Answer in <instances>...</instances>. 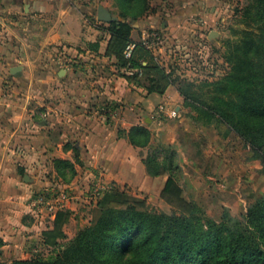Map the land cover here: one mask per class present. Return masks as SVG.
<instances>
[{
	"label": "crops",
	"instance_id": "1",
	"mask_svg": "<svg viewBox=\"0 0 264 264\" xmlns=\"http://www.w3.org/2000/svg\"><path fill=\"white\" fill-rule=\"evenodd\" d=\"M192 1H151L149 14L130 32L131 42H141L154 27L166 37L174 34L184 12L180 7ZM113 19L124 22L111 0H0V263L40 257L42 250L52 249L43 236L52 230V221L41 222L30 213L32 192L68 189L67 219L61 227L66 241L88 225L91 215L82 218L77 207H83L80 201L96 181L134 196L157 185L160 194L167 176L147 175L143 150L122 134L131 127L146 128L150 146L175 150L188 194L205 192V181L213 179L204 178L208 170L221 179L214 178L221 188L211 180L209 187L224 190L227 181L234 182L233 174L243 177L251 167L242 152L236 160L238 146L228 143L230 138L242 143L233 133L199 130L202 125L187 118L177 120L182 99L176 87L147 95L119 75L123 70L116 69L115 59L104 55L108 34L100 29ZM93 42H98L96 52L87 48ZM165 50L155 56L167 67L171 60ZM13 67L19 68L15 74L10 73ZM174 74L178 76L176 69ZM68 146L77 149V164ZM54 159L74 164L70 184H58ZM252 167L260 174L256 161ZM182 196L188 200L185 191Z\"/></svg>",
	"mask_w": 264,
	"mask_h": 264
},
{
	"label": "trees",
	"instance_id": "2",
	"mask_svg": "<svg viewBox=\"0 0 264 264\" xmlns=\"http://www.w3.org/2000/svg\"><path fill=\"white\" fill-rule=\"evenodd\" d=\"M247 1L243 16L253 30L243 31L228 44L224 55L228 71L213 82L180 79L170 66L167 72L141 42L135 43L129 58L123 56L132 43L134 24L151 10L149 0H111L116 16L124 22L115 19L100 29L108 34L104 55L115 59L117 70L130 72L119 73L121 77L147 95H162L168 87H176L191 122L215 121L225 127L252 153L247 159L259 161V173L264 174V0ZM87 48L96 52L98 42L88 43ZM122 134L131 146L147 149L142 159L147 175L167 176L160 198L171 212L152 211L141 198L111 188L96 201L88 225L54 258L9 264H264V193L248 203L243 215L232 216L224 208L215 221L197 203L183 198L182 171L171 146L159 145L161 155H157L149 150L151 134L146 128L131 127ZM70 147L77 164L78 151ZM53 171L60 185L70 184L76 174L74 164L61 159L53 160ZM66 213H57L52 230L43 234L47 246H58L49 236L59 232V239L64 237L61 227Z\"/></svg>",
	"mask_w": 264,
	"mask_h": 264
},
{
	"label": "rangeland",
	"instance_id": "3",
	"mask_svg": "<svg viewBox=\"0 0 264 264\" xmlns=\"http://www.w3.org/2000/svg\"><path fill=\"white\" fill-rule=\"evenodd\" d=\"M149 1L156 2L159 0ZM164 1L165 0H160V2ZM166 1L169 2L168 4H172L170 0ZM247 3V0H194L192 1V4L189 3L186 8L180 7V11L184 12L179 13L181 20L177 26L176 32L167 37L161 32L164 38L163 47L166 48L165 51L170 56L171 60V62L169 61L170 64L168 63L166 68L169 70L168 67L171 65L170 67L173 68V72L176 69L180 79L193 82L195 84L200 82H213L214 80L221 78L229 68L224 57L228 48V44L238 40L243 31L253 30L250 26L251 23H247L243 16L244 8ZM155 10L156 9H154V11ZM209 10H212V13L209 12ZM149 12L147 14H149ZM164 14L165 13L159 15V18H164ZM211 17H213V20L209 19ZM200 18L203 20V24L197 22ZM153 29L160 30L159 28L155 27ZM211 30L217 34L214 36L213 40H209L206 37L208 32ZM201 47L203 51L201 54H199L198 51ZM181 105L182 109L180 112V117L177 118V120H180L181 118H187L185 116L187 109L184 107L183 103H181ZM171 112L172 110L169 111V113ZM198 124L202 125L199 126L201 127L199 130H207L209 127H213L210 128V130H220V134H224L226 132L228 134L226 128L219 125L215 121L208 123L198 121L197 125ZM235 142L236 143H234L233 138H230L228 144H233L232 148L238 146V155H236V160L241 158L240 152H242L243 156L246 158L252 155V153L248 152V150L245 149L242 144L237 145V141ZM158 148L159 144H152L149 147V150L155 151L157 155H161V152ZM147 152V149L143 150L142 155L145 156ZM174 161L178 165V160L176 159ZM255 161L260 167L258 160L250 161L251 167L246 171V175L241 177L239 175L233 174L232 176L234 182H224L226 184L224 190H217L214 185V188L209 187L208 182L211 183V181H213L218 186V188H221L220 182L214 180L215 177H218L217 174L214 172V170L213 173L211 170H208L204 173V178L207 179L208 177L209 179L211 176H213V179H210L211 181L209 180L208 182L205 181L207 191L204 189V193H191V191H188L191 193L188 194L187 186L185 185L183 176L180 172V185L183 192L185 191L186 198L188 199L187 201H193L197 203L198 206L205 212V214L212 219L215 217V215L220 213V209H224L222 208L223 204L230 206L231 209H226L229 210L232 216L238 217L243 215L246 211V206L248 203L254 201L264 193V174H258V169L252 167ZM232 164L233 163L230 161L228 165ZM215 167L217 166L213 162V168ZM136 197L144 200L146 206H148V208L152 211L165 214H169L171 212V207L160 198L157 185L155 186L154 190H151L148 194L142 193L140 196ZM95 203L96 202H94V200L89 197L86 198V200L80 201V204L83 207L78 206L77 208H80V211H82V218L89 217V215H91V211L93 210ZM65 212H67V210H65ZM69 226L71 228L72 224H69ZM58 235L59 232H57V235L54 237L49 236V241L55 240L58 242V246H51L52 249L47 248L44 251L42 250L39 253L41 258H54L56 254L62 249V246H64L69 241H66V238L63 237L62 239L65 241L61 244V241H59L61 239H59Z\"/></svg>",
	"mask_w": 264,
	"mask_h": 264
},
{
	"label": "built area",
	"instance_id": "4",
	"mask_svg": "<svg viewBox=\"0 0 264 264\" xmlns=\"http://www.w3.org/2000/svg\"><path fill=\"white\" fill-rule=\"evenodd\" d=\"M203 24V20L200 18L197 21ZM208 38V36H206ZM141 43L154 54H156L162 47L164 43V38L162 33L158 29L150 28L142 37ZM135 47V43H129L123 51V56L129 58L132 50ZM203 51L202 47L198 51L201 54ZM159 63L160 60L157 57ZM202 59V58H201ZM166 67V66H165ZM187 67V65H186ZM211 67V66H209ZM169 72L168 69H166ZM123 73L129 75L128 70H123ZM160 111L163 110L162 107L159 108ZM175 113L172 111L170 117H174ZM111 187L96 181L92 187L88 190L86 196L87 198H92L96 202L100 196L110 190ZM70 193L66 187H51L45 190H39L32 192L30 199L28 201V208L30 213L39 221L44 222L46 220L53 221L56 214L63 211L66 207L67 202L70 199Z\"/></svg>",
	"mask_w": 264,
	"mask_h": 264
},
{
	"label": "water",
	"instance_id": "5",
	"mask_svg": "<svg viewBox=\"0 0 264 264\" xmlns=\"http://www.w3.org/2000/svg\"><path fill=\"white\" fill-rule=\"evenodd\" d=\"M113 20H115V19H113ZM110 21H112V20H110ZM217 34H216V32H211L209 35H208V39L209 40H213V38H214V36H216ZM19 71V68L18 67H13L11 70H10V73L11 74H15L16 72H18Z\"/></svg>",
	"mask_w": 264,
	"mask_h": 264
}]
</instances>
